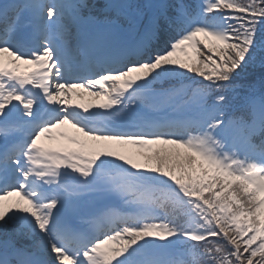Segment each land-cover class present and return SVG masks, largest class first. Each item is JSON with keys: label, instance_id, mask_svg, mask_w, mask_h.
I'll use <instances>...</instances> for the list:
<instances>
[{"label": "snow or ice", "instance_id": "6c2138e0", "mask_svg": "<svg viewBox=\"0 0 264 264\" xmlns=\"http://www.w3.org/2000/svg\"><path fill=\"white\" fill-rule=\"evenodd\" d=\"M0 264H264V0H0Z\"/></svg>", "mask_w": 264, "mask_h": 264}, {"label": "rangeland", "instance_id": "374dc122", "mask_svg": "<svg viewBox=\"0 0 264 264\" xmlns=\"http://www.w3.org/2000/svg\"><path fill=\"white\" fill-rule=\"evenodd\" d=\"M21 65H22V64H21ZM21 65H20V66H21ZM21 70H22V69H21ZM77 102H80V101L77 100ZM83 102H85V103H87V102L98 103L99 101H97L95 98L88 97L87 95H85V96L83 97ZM61 130H63V131H67V132H69V133L74 132V130L68 128L67 126H65L63 129H57V130H54V131H55V132H59V131H61ZM44 142L47 143V141H44Z\"/></svg>", "mask_w": 264, "mask_h": 264}]
</instances>
